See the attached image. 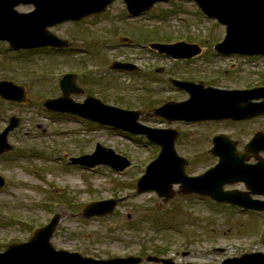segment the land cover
I'll use <instances>...</instances> for the list:
<instances>
[{
    "label": "rangeland",
    "instance_id": "1",
    "mask_svg": "<svg viewBox=\"0 0 264 264\" xmlns=\"http://www.w3.org/2000/svg\"><path fill=\"white\" fill-rule=\"evenodd\" d=\"M121 1L115 0L108 16L84 26L82 31L70 24L56 28L54 34L70 43L68 51L6 53L7 45L0 43V81L25 86L28 99L27 106L0 99V130L5 127L4 118L20 121L8 136L13 150L0 156V175L5 180L0 189V253L12 245L29 242L55 215L60 219L50 241L52 247L92 259L154 256L174 264H223L228 259L264 252V214H239L230 208L211 207L209 202L199 203L189 196L175 195L164 201L155 193L137 195L136 183L159 148L148 144L144 137L42 109L47 99L61 95V76L75 73L82 90L81 95L72 97L75 102L91 96L105 104L139 111V120L147 127L179 131L178 148L188 161V174H198L214 164L206 158V137L211 133L232 129L233 139L242 148L249 139L248 126L257 123L250 131H264V121L243 122L240 128L228 123L221 128L205 124L202 130H194L148 117L162 104L185 98L184 93L174 90L168 77L208 83L220 75L223 78L213 82L218 81V87H228L232 76L239 82L234 85L239 86L236 90L243 91L247 84L264 83V60L247 63L213 59L212 48L223 38L224 29L203 19L199 11L191 15L194 11L190 7L179 15L181 11L164 14L165 6L158 5L151 13L160 12L163 20L150 17L149 21H124ZM30 9L20 6L17 11L27 13ZM124 37L129 40L124 42ZM181 38L192 43L210 40L205 54L206 60L210 55L208 63H174L148 47L155 41L170 44ZM81 48L95 52V58L83 55ZM112 61H129L140 72H111L108 66ZM232 68L237 72L234 74L241 72L246 84L240 85L239 77L231 75ZM197 132L200 138L190 142ZM195 140L203 141L205 146L193 151ZM96 144L129 159L131 166L114 173L106 166L79 171L65 165L69 159L93 154ZM174 189L176 194L177 187ZM112 198L119 200L112 215L89 219L81 215L87 205Z\"/></svg>",
    "mask_w": 264,
    "mask_h": 264
},
{
    "label": "water",
    "instance_id": "2",
    "mask_svg": "<svg viewBox=\"0 0 264 264\" xmlns=\"http://www.w3.org/2000/svg\"><path fill=\"white\" fill-rule=\"evenodd\" d=\"M133 1V2H132ZM164 0H126L127 7L133 14L151 7L154 3ZM203 12L211 18L226 25L227 35L223 44L216 50L223 54L264 55V0H195ZM113 0H0V39L7 40L14 49H31L43 46H60L57 38L47 33L46 29L53 25L68 21L80 20L95 13H102ZM139 2V4H135ZM32 4L35 11L31 14H18L14 8L19 5ZM164 52L166 47H156ZM178 50L179 47L169 48ZM177 57L175 53H167ZM112 69H128L126 65L116 64ZM73 77L67 76L61 83L64 97L45 103V107L55 112L72 113L92 122L121 129L136 135H145L152 143L161 146V153L145 171L137 182V193L156 192L160 197L169 199L173 185H180L184 194H199L208 196L218 202L231 203L246 210L264 212V203L250 201L235 193L223 191V186L243 182L254 194L264 196V166H247L240 158H229V148L219 143L215 148V156L220 160L217 166L203 176L193 178L185 175V161L174 151L173 143L177 136L172 130H156L138 124L139 114L105 106L97 100L88 98L84 104H75L70 100L71 94H78L73 83ZM185 88L190 99L180 104H165L156 109L154 116L167 121H184L187 123L202 120H213L234 117H248L246 111L219 112L210 110V98L226 100L221 93L207 91L202 95L196 86L186 83H176ZM0 96L7 100L24 102L21 88L10 82L0 83ZM264 97V92H263ZM248 98V97H247ZM258 114L263 115L264 110ZM18 120H12L9 127L0 134V154L10 149L6 143L9 131L17 127ZM264 150V136L256 137L246 147V151ZM234 151V149H233ZM73 164L94 168L99 165L109 166L116 172H122L130 163L116 155L112 150L96 146L95 153L71 159ZM261 168V169H260ZM4 182L0 178V188ZM116 202L104 201L93 204L85 209L84 216H104L113 211ZM56 216L51 223L36 232L34 238L21 245L10 247L0 254V264H139L140 259H115L97 261L83 258L78 254L55 252L50 245V239L58 223ZM148 262L170 264L169 261L148 257ZM223 264H264V254H247L240 258L228 259Z\"/></svg>",
    "mask_w": 264,
    "mask_h": 264
},
{
    "label": "flooded vegetation",
    "instance_id": "3",
    "mask_svg": "<svg viewBox=\"0 0 264 264\" xmlns=\"http://www.w3.org/2000/svg\"><path fill=\"white\" fill-rule=\"evenodd\" d=\"M203 42L206 43V44H208L210 41H203ZM231 59H233L234 61L246 60V58H242V57H238V56L231 57ZM254 60H259V59H249V62H252ZM232 75H237L239 77L240 83H241L240 85L246 84L245 78L242 77L241 72H239L238 74H232ZM225 79H226V77H225ZM216 83H218V81L213 82L212 83L213 84L212 86H216ZM238 83L239 82L233 81L232 76H231L229 78V85L230 86L229 87H221L220 86V88L227 89V90L228 89L239 88V86H234V85H236ZM258 86H264V83H260V84H256V85H251V84L249 85V84H247L246 85V87H247L246 89L253 88V87H258ZM243 89H245V88H243ZM254 126H258V124L257 123H253L252 125L248 126L247 130H248L249 134L251 133L250 129L252 127H254ZM240 151H242V150H240ZM262 157H264V154H262ZM231 189L239 190V191H243L244 192V189H243V187L241 185H238V186H236L234 188H231ZM255 200H261V198H256Z\"/></svg>",
    "mask_w": 264,
    "mask_h": 264
}]
</instances>
